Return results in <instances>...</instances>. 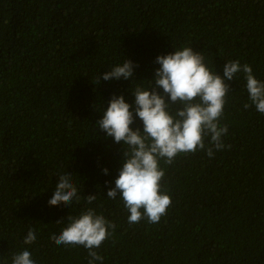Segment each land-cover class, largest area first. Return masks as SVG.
I'll return each mask as SVG.
<instances>
[{
  "label": "trees",
  "instance_id": "1",
  "mask_svg": "<svg viewBox=\"0 0 264 264\" xmlns=\"http://www.w3.org/2000/svg\"><path fill=\"white\" fill-rule=\"evenodd\" d=\"M183 46L221 76L239 59L264 81V0H0V264L24 249L36 264H88L83 246L50 239L86 207L117 225L97 249L103 264H264V115L243 108V73L226 81L231 148L162 165L172 206L158 224L130 226L120 197L107 198L123 148L95 124L113 95L134 102L129 90L152 79L156 56ZM124 58L136 81L95 84ZM65 171L80 203L49 206ZM29 228L37 239L24 245Z\"/></svg>",
  "mask_w": 264,
  "mask_h": 264
},
{
  "label": "clouds",
  "instance_id": "2",
  "mask_svg": "<svg viewBox=\"0 0 264 264\" xmlns=\"http://www.w3.org/2000/svg\"><path fill=\"white\" fill-rule=\"evenodd\" d=\"M154 63L159 68L155 69L152 79L137 81L135 88H130L134 102L129 104L123 95H113L103 108L102 118L95 124L105 138L111 137L114 143L122 145L118 176L114 187L108 188L107 198L120 197L129 213L127 223L130 226L142 220L150 225L158 224L167 215L172 199L162 184L166 175L164 166L172 165L181 155L203 151L212 159L216 152L231 148L224 142L229 127L221 124L230 92L226 81H233L237 74L243 73L250 101L243 108L247 110L254 106L264 115V81L256 78L251 65L242 64L239 59L224 63L223 76L217 74L214 67H209L203 52L194 51L192 46L158 55ZM136 67L137 64L124 58L110 71L96 76L95 84L98 85L100 80L107 82L121 78L132 83ZM137 118L142 122V130L130 127ZM102 171L108 174L107 168ZM108 183L105 181V185ZM96 198L97 195L92 194L84 196L87 205ZM80 200L73 174L66 171L59 174L48 205L63 204L68 208L74 202L79 204ZM65 219V226L50 239L56 245L83 246L88 253V264L97 261L103 264L104 258L97 249L111 238L117 225L92 207ZM36 239V230L29 228L23 244L31 245ZM11 264L36 262L32 253L24 249L12 254Z\"/></svg>",
  "mask_w": 264,
  "mask_h": 264
}]
</instances>
